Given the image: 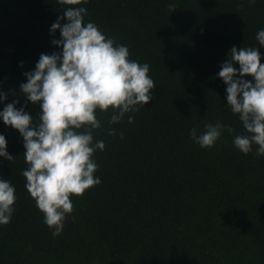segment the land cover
<instances>
[{"label": "trees", "instance_id": "16d2710c", "mask_svg": "<svg viewBox=\"0 0 264 264\" xmlns=\"http://www.w3.org/2000/svg\"><path fill=\"white\" fill-rule=\"evenodd\" d=\"M63 7L0 0V110L15 99L25 104L23 73L41 53L60 50L51 43L59 29L50 33V25ZM76 7L87 9L85 23L126 45L129 59L147 62L156 87L143 108L116 123L111 107L96 110L93 143L105 145L93 153L101 182L70 195L73 211L56 236L25 188L23 137L0 120L13 155L0 157V177L17 197L10 222L0 225V264H264V155L255 144L248 154L233 145L244 129L216 75L233 45L257 47L264 63L256 39L264 0H88ZM25 110L39 121L38 103ZM217 120L234 131L225 129L212 147L190 138L191 127L203 131Z\"/></svg>", "mask_w": 264, "mask_h": 264}, {"label": "clouds", "instance_id": "9594fccd", "mask_svg": "<svg viewBox=\"0 0 264 264\" xmlns=\"http://www.w3.org/2000/svg\"><path fill=\"white\" fill-rule=\"evenodd\" d=\"M66 5L63 16L50 25V33L60 32L51 43L59 51L41 53L35 67L23 74L21 94L26 98L20 107L19 99L4 105L0 120L19 130L23 137L24 159L22 170L25 188L44 214V223L59 235L66 216L73 211L70 195H81L89 187L101 182L94 173L98 164L93 153L103 150L104 141L93 143V129L101 126L96 110L113 113L110 123H116L126 112H134L152 98L156 87L148 74L150 65L129 59V49L115 44L111 37L92 21L84 22L85 7H76L88 0H57ZM255 0H249L254 3ZM174 9V5L169 4ZM61 20L66 22L61 23ZM256 39L264 46V28ZM257 47L233 45L216 75L226 84V100L232 113L238 114L244 134L233 138V145L244 154L257 145L256 155H264V63ZM23 62H21L22 64ZM238 64L239 67H235ZM250 75L252 79H246ZM6 93L0 91V102ZM28 101L39 104L36 122L25 106ZM134 116L129 115L131 123ZM234 129L220 120L189 129L190 138L200 147H212L223 131ZM110 134L114 130L110 129ZM0 157L12 160L7 151V140L0 133ZM15 186L0 177V225L10 222L16 200Z\"/></svg>", "mask_w": 264, "mask_h": 264}]
</instances>
